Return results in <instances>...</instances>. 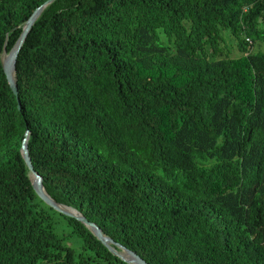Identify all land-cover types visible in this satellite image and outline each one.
I'll return each mask as SVG.
<instances>
[{"label":"trees","instance_id":"obj_1","mask_svg":"<svg viewBox=\"0 0 264 264\" xmlns=\"http://www.w3.org/2000/svg\"><path fill=\"white\" fill-rule=\"evenodd\" d=\"M45 1L0 0V55ZM226 35L237 56L223 53ZM255 41L264 0L45 6L17 55V95L0 61V264H129L38 197L26 131L46 192L147 264H264Z\"/></svg>","mask_w":264,"mask_h":264},{"label":"water","instance_id":"obj_2","mask_svg":"<svg viewBox=\"0 0 264 264\" xmlns=\"http://www.w3.org/2000/svg\"><path fill=\"white\" fill-rule=\"evenodd\" d=\"M53 0H46L42 5L38 6L29 16V18L24 22L22 27V32L20 33L18 39L15 41L13 46L9 51H6V45H3V50L0 55L1 66L5 74L7 83L11 88L14 95H17V84L15 77L16 69V59L18 52L23 44V41L30 30L31 26L34 24L35 20L43 10L45 6L50 4ZM19 107V104H18ZM29 132H25V137L22 140L20 152L23 161L28 169V176L31 185L38 195V197L49 207L55 211L62 213L66 216L73 217L83 223L89 231L99 240L113 255L121 259L122 261L129 264H147L146 261L141 258L136 252L128 249L124 245L113 241L108 235L104 234L103 231L93 222L88 221L77 209L64 205L62 203L56 202L45 190L41 175L35 171L31 163V159L27 148V139Z\"/></svg>","mask_w":264,"mask_h":264},{"label":"rangeland","instance_id":"obj_3","mask_svg":"<svg viewBox=\"0 0 264 264\" xmlns=\"http://www.w3.org/2000/svg\"><path fill=\"white\" fill-rule=\"evenodd\" d=\"M252 45H253L252 51L264 52V43L259 42V41H255ZM223 53L229 54L231 56H237L238 55V51L236 49L235 42L233 41L232 38H229L227 35H226V44L223 47ZM222 55H224V54H222ZM51 214L53 216V223L55 222L54 226H56V228L59 229L60 232L62 230H66L67 226H65V219L62 218V216L56 212L51 211ZM70 240H71V238H69V235H67L64 239V243L69 245Z\"/></svg>","mask_w":264,"mask_h":264},{"label":"built area","instance_id":"obj_4","mask_svg":"<svg viewBox=\"0 0 264 264\" xmlns=\"http://www.w3.org/2000/svg\"><path fill=\"white\" fill-rule=\"evenodd\" d=\"M246 40L248 41V43H250V42H251V40H250L248 37H246Z\"/></svg>","mask_w":264,"mask_h":264}]
</instances>
